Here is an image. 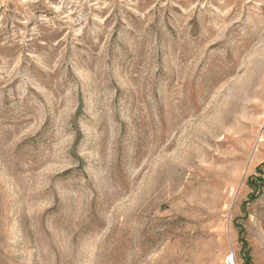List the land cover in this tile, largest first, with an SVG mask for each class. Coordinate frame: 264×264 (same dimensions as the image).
I'll return each mask as SVG.
<instances>
[{
    "label": "rangeland",
    "instance_id": "obj_1",
    "mask_svg": "<svg viewBox=\"0 0 264 264\" xmlns=\"http://www.w3.org/2000/svg\"><path fill=\"white\" fill-rule=\"evenodd\" d=\"M228 257L264 264V0H0V264Z\"/></svg>",
    "mask_w": 264,
    "mask_h": 264
},
{
    "label": "built area",
    "instance_id": "obj_2",
    "mask_svg": "<svg viewBox=\"0 0 264 264\" xmlns=\"http://www.w3.org/2000/svg\"><path fill=\"white\" fill-rule=\"evenodd\" d=\"M225 263L226 264H228V263L230 264L231 263V257H228L227 259H225Z\"/></svg>",
    "mask_w": 264,
    "mask_h": 264
}]
</instances>
